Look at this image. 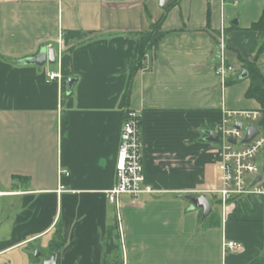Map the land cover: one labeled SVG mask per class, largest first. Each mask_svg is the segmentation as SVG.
<instances>
[{"label":"crops","instance_id":"1","mask_svg":"<svg viewBox=\"0 0 264 264\" xmlns=\"http://www.w3.org/2000/svg\"><path fill=\"white\" fill-rule=\"evenodd\" d=\"M160 1L0 0V264H41L33 251L51 258L55 241L58 264H264V197L224 209L208 192L221 185L222 149L207 139L225 110L260 108L237 76L264 42L250 29L264 0ZM159 19L164 35L131 75L140 34ZM222 32L227 80L215 71ZM48 43L61 84L48 76L58 62L17 63ZM128 109L141 113L156 192L122 194L117 206L107 191ZM200 195L207 216L190 208ZM117 226L121 249L107 253ZM225 239L242 247L224 251Z\"/></svg>","mask_w":264,"mask_h":264},{"label":"built area","instance_id":"2","mask_svg":"<svg viewBox=\"0 0 264 264\" xmlns=\"http://www.w3.org/2000/svg\"><path fill=\"white\" fill-rule=\"evenodd\" d=\"M223 39L224 33L222 32L215 71L223 80H227L229 75L235 72V67L226 60V45ZM46 48H53V44L48 43ZM56 62L59 64V69L52 70L48 76L50 80L61 84L63 74L60 53H56ZM240 119L256 121L258 124H246ZM238 122L243 123L242 129L237 127ZM249 125H255L259 133L251 141L243 143L247 134L246 127ZM217 133L218 143L222 149L221 160L218 164L221 185L208 192L220 195V203L224 209L232 199L242 195L254 194L264 197L263 112L259 108L225 110L217 126ZM143 148L141 113L135 109H128L120 130L114 164V185L107 191L108 199L117 206L122 194L139 196L156 192L145 180ZM259 174H262V178L257 181ZM241 247L239 242L232 239L224 241V251H236Z\"/></svg>","mask_w":264,"mask_h":264},{"label":"trees","instance_id":"3","mask_svg":"<svg viewBox=\"0 0 264 264\" xmlns=\"http://www.w3.org/2000/svg\"><path fill=\"white\" fill-rule=\"evenodd\" d=\"M236 27V26H232ZM252 30L257 31L260 36H264V14L257 22H254L251 26ZM164 35V31L161 30V19L158 20L157 23L152 25V29L140 34L138 38V51L137 56L130 63V74L133 75L137 70H139L145 59L146 53L148 50L153 47H157L159 41ZM256 55L253 60H245L243 63V68L248 71L247 78L250 80V85L247 91V97L256 99L260 104V110L263 112V122H264V72L258 65V57L264 51V42L262 44H256ZM233 81H237L234 79ZM126 96H128V88L126 90ZM117 227H112L108 231V245H107V253L112 251H117L119 249L118 240L120 239V235L117 232ZM119 231V229H118ZM54 250L56 252L59 250L57 247L59 245L58 241L54 243Z\"/></svg>","mask_w":264,"mask_h":264},{"label":"water","instance_id":"4","mask_svg":"<svg viewBox=\"0 0 264 264\" xmlns=\"http://www.w3.org/2000/svg\"><path fill=\"white\" fill-rule=\"evenodd\" d=\"M172 0H161L160 5L162 8H165ZM234 24H238V20L233 21ZM56 62V52L53 48L47 49L46 47H43L37 54L33 56H28L25 58H22L17 61L18 64L26 65V64H34L38 66H43L47 63L54 64ZM248 76V71L246 69H243L240 71L239 75L237 76V79H243ZM74 80L73 79H68L67 80V92L71 91L72 85H73ZM237 127L242 129L243 123L238 122ZM247 134L245 138L243 139V143H247L251 141L258 133L259 130L255 125H249L246 127ZM208 140L212 142H218V133L215 131H208ZM235 142V140H233ZM262 178V174H259L257 177V181ZM191 201V209H195L197 207H201L204 211V216H207L211 213L212 211V205L209 199L204 196H191L190 198ZM40 252L36 253V256H39ZM58 259H59V253L56 252L53 254L51 258H45L42 261V264H58Z\"/></svg>","mask_w":264,"mask_h":264},{"label":"rangeland","instance_id":"5","mask_svg":"<svg viewBox=\"0 0 264 264\" xmlns=\"http://www.w3.org/2000/svg\"><path fill=\"white\" fill-rule=\"evenodd\" d=\"M234 82H236V81H234ZM240 120L241 121H244L246 124H258L256 121H250V120H244V119H240ZM212 204H213L214 209H217L218 208V204L214 200H213V203ZM117 242H118V244L120 246V249H121V241H120V239ZM36 244H38V243L36 242ZM41 251H43V253L40 254L39 256H36V253L37 252H41ZM46 253H47L46 248L41 247V248H36L33 251L32 254H33L34 257H36L37 259H39L38 261L42 264L43 259H45L44 256L46 255Z\"/></svg>","mask_w":264,"mask_h":264}]
</instances>
